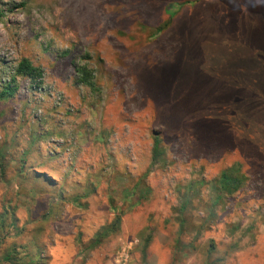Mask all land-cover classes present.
Listing matches in <instances>:
<instances>
[{
  "label": "rangeland",
  "instance_id": "rangeland-1",
  "mask_svg": "<svg viewBox=\"0 0 264 264\" xmlns=\"http://www.w3.org/2000/svg\"><path fill=\"white\" fill-rule=\"evenodd\" d=\"M13 78L0 264H264V0H0Z\"/></svg>",
  "mask_w": 264,
  "mask_h": 264
},
{
  "label": "trees",
  "instance_id": "trees-1",
  "mask_svg": "<svg viewBox=\"0 0 264 264\" xmlns=\"http://www.w3.org/2000/svg\"><path fill=\"white\" fill-rule=\"evenodd\" d=\"M174 8V4L169 5L168 13L171 12ZM74 67L77 73L78 83L93 89L95 86L93 71L86 65H80L75 63ZM15 73L16 76L28 78L31 81H35L37 80V78L42 76V71L36 68L27 59H23L18 63ZM15 80L16 79L13 78L10 83L2 85V90L0 91V102L7 101L10 98L14 97L17 90V88L13 85L15 83ZM161 143V139L159 137H155L152 148L151 167L157 165L163 156ZM242 184L243 177H239L228 172L223 173L218 181L220 195L216 202L222 199L223 196H234L240 190ZM118 225L119 223L116 222L114 224L113 229L116 228ZM107 233L108 231H106V234Z\"/></svg>",
  "mask_w": 264,
  "mask_h": 264
}]
</instances>
